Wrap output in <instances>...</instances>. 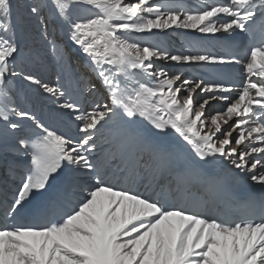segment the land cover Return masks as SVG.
I'll return each mask as SVG.
<instances>
[{
    "label": "snow or ice",
    "instance_id": "obj_1",
    "mask_svg": "<svg viewBox=\"0 0 264 264\" xmlns=\"http://www.w3.org/2000/svg\"><path fill=\"white\" fill-rule=\"evenodd\" d=\"M12 12L13 0H0V137L19 130L14 118L30 120L40 131L35 139L17 138L18 147L31 143L33 151L5 208V218L17 223L0 226V264H264V195L258 217L221 220L207 214V205H168L163 194L153 199L110 182L103 164L90 156L99 128L119 120L137 141L163 139L171 130L198 158L194 164L227 161L264 186V0H212L196 9L157 0L28 2L27 15L42 26L46 40L50 29H66L68 42L86 56L101 82L98 88L89 81L88 90H107L108 102L84 107L69 96L61 105L76 122L74 135L14 106L11 78L20 75L15 67L21 44ZM173 26L202 34L239 30L245 38L232 42L239 52L187 55L132 38L133 33ZM48 42L60 62L71 59L68 45L60 47L63 41L53 37ZM158 59L215 67L240 63L243 80L239 87L188 80L179 71L170 74L158 67ZM24 79L57 99L66 95L63 86H50L34 74ZM199 93L203 96L197 100ZM213 100L226 107L206 116ZM140 118L151 127H129ZM172 151L158 148L155 154L168 159ZM80 169L90 170L94 182L79 189L83 195L70 201L67 211L48 216L54 197L33 210L31 219L41 222H20L31 197L43 196L57 177V197L75 191L74 173Z\"/></svg>",
    "mask_w": 264,
    "mask_h": 264
},
{
    "label": "bare ground",
    "instance_id": "obj_2",
    "mask_svg": "<svg viewBox=\"0 0 264 264\" xmlns=\"http://www.w3.org/2000/svg\"><path fill=\"white\" fill-rule=\"evenodd\" d=\"M163 1L173 7H181V8H199L202 4L212 3V0H158ZM27 10V9H26ZM18 11H21V7H18L16 10V6L13 5V22L16 25V34L17 39L20 44L23 42L25 38V27H30L27 22H33L32 26L40 25L34 18L22 19V16L18 14ZM27 14V11H26ZM49 31L55 34L54 37L58 41H63L60 44V47L63 48L65 45H68V50L71 54V59L65 57L63 62H60L58 58L52 52L51 45L48 40H51L50 35L48 36V40L43 38L44 32L39 30H35L32 28L34 35L38 37L39 41L31 43V51L29 55H24L23 52L16 57V69L15 71H19L23 64L28 67V71L24 73V71H20V75L11 78V88L15 89L18 94L15 99L12 97L14 101V106L17 109H25L32 114H34L38 120L41 122L48 123L46 126L53 125L54 120H59L61 113H67V110L63 109L61 105L68 100L69 96L73 99L79 101L85 107H87L90 103L99 102L104 103L107 101V90L101 89L98 92H90L88 90V82L92 81L97 84V87L100 88L101 82L96 77V74L93 73L87 66V58L86 56L80 52L78 47L71 46V44L67 40L66 29L62 28H54ZM159 30V35L157 34ZM155 31V32H154ZM153 33L145 34L143 36L138 35L137 38L133 37L135 40H143L147 41L153 45H157L160 48L167 49L169 52H173L171 54H194L197 50V47H193V45H200L203 43L213 44V38L217 37L219 34H202L193 29H185L173 26L172 28L167 29H155ZM140 34V33H138ZM154 34V35H153ZM175 35H178L175 37ZM31 36V35H30ZM162 39V43L155 42L158 40L157 37ZM160 39V40H161ZM170 39V41H169ZM37 44V45H36ZM39 49H36V48ZM48 54H51L47 57ZM45 56V58H43ZM74 60L81 63L80 66H76ZM31 63V65L29 64ZM169 64V65H168ZM156 65L158 67L164 68L170 74L176 71H179L183 74V78L187 79L190 75V79L192 80V72L197 68L195 65H187V64H177L175 62L166 61L162 59L156 60ZM41 68L42 71L39 69ZM53 69L56 71L53 73ZM54 74L53 76L55 84L63 86V89L66 92V95L63 99H57L56 97H52L50 94L44 93L42 89H38L35 85L24 79V76L31 73L34 74ZM44 74V75H45ZM40 78V77H39ZM21 83V84H20ZM26 86V87H25ZM51 86V85H50ZM182 95V93H181ZM196 95V94H194ZM203 96V93H199L196 99L199 100L200 97ZM217 100L211 101L212 104L206 106V116H209L210 112L215 114L216 109L223 107L222 101L215 102ZM41 104L45 105V108L42 107L40 113L36 114L33 110L39 107ZM209 107V108H208ZM216 107V109H215ZM16 122H18L21 126L16 132H9L6 137H0V161L3 160L7 155L12 156L17 161L25 160L27 156L22 154L21 150L17 147V138L22 137L26 130L34 128L33 122L30 120H19V118H14ZM119 120L110 121L104 124L103 127L99 128V131L96 133V144L99 150L101 149L100 145H111L110 143V134L111 130H116L115 125H118ZM2 127V125H0ZM227 130V129H226ZM114 133V132H113ZM25 135V134H24ZM102 161V159L100 160ZM104 164L107 166H111L112 164L107 160L104 161ZM90 170L80 169L76 172V175L79 177H85ZM78 189V188H77ZM82 193V192H81Z\"/></svg>",
    "mask_w": 264,
    "mask_h": 264
},
{
    "label": "rangeland",
    "instance_id": "obj_3",
    "mask_svg": "<svg viewBox=\"0 0 264 264\" xmlns=\"http://www.w3.org/2000/svg\"><path fill=\"white\" fill-rule=\"evenodd\" d=\"M28 2H31V0H13V5L14 6H16V10L18 9V7H21V11H18V14H20L21 16H22V19L24 18V19H27V18H33V17H29L27 14H26V9H27V3ZM157 2H161V1H158L157 0ZM163 2V1H162ZM164 3V2H163ZM35 19V18H34ZM32 21L31 22H27V24L30 26V27H25L24 29H25V31L23 32L25 35V38H24V40H23V42L21 43V51H20V54H21V52H23L24 53V55H29V53H30V51H31V43H34V42H37V41H39V39H38V37H36V35H34V33H33V31H31L32 30V28H35V30H39V31H41V32H44V29L42 28V26L41 25H36V26H32ZM38 23V22H37ZM155 29H153L152 30V33H153V31H154ZM53 31H55L54 29H53ZM155 32V31H154ZM145 34H148V33H145ZM157 34L159 35V30H158V32H157ZM31 35V36H30ZM138 35H140V36H143V33H140V34H138V33H133L132 34V38L133 37H135V38H137V36ZM149 35V34H148ZM154 35V34H153ZM55 36V34L53 33L52 35H50V38H53ZM176 36H178V35H175V37ZM157 37V36H156ZM43 38H44V36H43ZM56 38V37H55ZM45 39V38H44ZM134 39V38H133ZM157 41L155 42L156 44H159L160 42L162 43V39L160 38V37H157ZM161 39V40H160ZM46 40V39H45ZM48 40V39H47ZM135 40V39H134ZM169 41H170V39H169ZM159 42V43H158ZM37 45V44H36ZM36 49H39L38 47L36 48ZM170 53H173L172 51L170 52ZM51 54H48L47 55V57L48 56H50ZM43 58H45V56H43ZM74 63L76 64V66H80L81 65V63H79V62H77V60H74ZM30 65H31V63H29ZM169 65V64H168ZM15 69H16V67H15ZM41 71H42V69L41 68H39ZM29 69H28V67H26V65H24L23 64V67L18 71V73L21 71H24V73H26L27 71H28ZM54 72H56L54 69H53V73ZM177 72V71H176ZM176 72H173V73H171V74H175ZM37 75V78H39V79H41L42 81H43V79H42V75H44V72L42 73V74H36ZM54 75V74H53ZM45 76V75H44ZM187 79L188 80H191L190 79V75L187 77ZM44 82V81H43ZM21 84V83H20ZM49 85H51V84H49ZM26 87V86H25ZM199 91V90H198ZM18 94V92H16L15 91V89L14 90H12V97L15 99V97H16V95ZM183 94H185V93H182V95ZM197 97V96H196ZM15 101H17V99H15ZM219 100H217V101H215V102H218ZM40 111V110H39ZM38 112V111H37ZM211 114H213V112H210V114L209 115H211ZM225 128V130L227 129V126L225 125L224 126ZM236 135V133L233 135V136H235Z\"/></svg>",
    "mask_w": 264,
    "mask_h": 264
},
{
    "label": "flooded vegetation",
    "instance_id": "obj_4",
    "mask_svg": "<svg viewBox=\"0 0 264 264\" xmlns=\"http://www.w3.org/2000/svg\"><path fill=\"white\" fill-rule=\"evenodd\" d=\"M26 133H27V132H25L24 134H26ZM24 134H23V135H24Z\"/></svg>",
    "mask_w": 264,
    "mask_h": 264
}]
</instances>
